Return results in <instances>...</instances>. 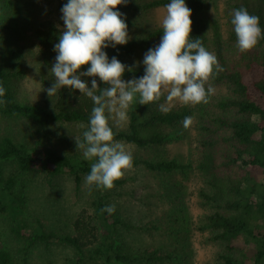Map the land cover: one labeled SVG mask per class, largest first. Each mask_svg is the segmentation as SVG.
Masks as SVG:
<instances>
[{"label":"trees","instance_id":"16d2710c","mask_svg":"<svg viewBox=\"0 0 264 264\" xmlns=\"http://www.w3.org/2000/svg\"><path fill=\"white\" fill-rule=\"evenodd\" d=\"M55 1L56 19L40 21L34 30L39 57L49 70L55 62L53 45L63 30L60 9L65 0ZM231 1L224 39L218 21L206 15L207 6L214 0H186V5L192 10L191 38H199L216 55L222 68L214 71L205 86L226 85L230 94L215 106L233 111L236 116L211 117L208 124L199 126L203 136L199 138L200 157L194 167L177 158L156 161L133 158L132 166L140 165L158 178L157 188L167 205L160 218L135 226L126 215L121 193H113L124 186V178L114 181L111 189L86 187L90 214L85 207L67 222L61 208L51 211L58 203L52 198L60 196L58 178L72 177L74 190L79 194L93 161L83 158V149L76 143L75 155L59 151L51 141L55 136L50 129L78 125L82 132L76 141L82 142L94 105L91 98L67 87L59 90L50 107L45 103L20 104L15 99L13 82L22 75L17 70L21 53L18 39L23 32L22 28H14L15 35L10 33L16 20L0 0V86L4 89L0 96V119L8 122L6 131L0 134V264H32L37 251H49L55 244L70 250L72 257L63 264H173L180 255L176 248L170 247L174 242L187 240L189 231L183 182L193 172L201 180L197 196L205 211L198 230L209 234V242L223 246L217 264H264V36L252 49L240 52L230 23L233 10L244 8L259 17L264 30V0ZM168 2L126 0L117 10L122 15L138 14L164 7ZM124 20L127 27L131 25ZM161 35L162 28H156L142 37L129 39L126 45L110 46L104 51L131 66L129 60L158 44ZM226 43L237 54L233 59H227ZM143 72V67L126 71L123 79L140 77ZM95 79L98 87L106 86L98 77ZM160 102L161 98L147 105L136 103L129 112L126 127L118 131L113 128L114 139L140 149L168 142L172 136L165 130L176 129L180 121L192 115V110L178 107L163 113L158 107ZM21 123L30 125V132L15 130ZM61 138L65 139L62 136L57 139ZM43 190L47 191L40 195ZM109 204L115 206L111 214L102 211ZM138 204L144 207L147 203L140 199ZM132 231L157 233L172 243L167 248L161 243L152 250L133 248L124 240V235L130 236ZM56 263L54 259L46 262Z\"/></svg>","mask_w":264,"mask_h":264},{"label":"clouds","instance_id":"9594fccd","mask_svg":"<svg viewBox=\"0 0 264 264\" xmlns=\"http://www.w3.org/2000/svg\"><path fill=\"white\" fill-rule=\"evenodd\" d=\"M125 2L65 0L60 9L63 30L53 45L56 55L50 71L54 82L46 91L51 96L67 87L79 90L93 102L83 141H76L83 149V158L93 161L84 177L89 187L111 189L114 181L132 167V152L114 139L113 125L128 120L127 110L133 102L147 105L159 101L166 92L165 102L158 105L163 113L169 112L176 101L186 105L207 103L214 88L206 87V82L214 71L222 70L216 55L199 38H191L192 10L186 0H169L164 6L160 41L144 53L142 61L129 66L116 55L109 57L104 49L126 45L130 39L123 15L117 10ZM230 23L240 52L252 49L264 36L259 17L244 8L233 10ZM138 63L143 64V75L124 80V73L132 72ZM95 77L106 86L98 87ZM3 94L0 86V96ZM191 123L192 117L186 116L183 126ZM102 211L111 214L115 206L105 205Z\"/></svg>","mask_w":264,"mask_h":264},{"label":"rangeland","instance_id":"374dc122","mask_svg":"<svg viewBox=\"0 0 264 264\" xmlns=\"http://www.w3.org/2000/svg\"><path fill=\"white\" fill-rule=\"evenodd\" d=\"M137 3H144L151 0H132ZM4 3L7 10L11 12L16 20L15 24H12L10 33L15 35L14 28L21 29L23 32L19 44L21 46L20 58L18 59L17 70L22 72V75L18 76L13 82V89L15 99L20 104H46L52 106L56 102V98L60 89L51 96H48L46 89L54 82V77L49 69H47L41 62L38 53V44L34 39V30L38 22L46 19H56V1L55 0H1ZM231 0H214V2L206 8V15L209 18H214L218 21L221 27L223 39L227 31V13L230 10L229 4ZM165 7H158L148 11H142L138 14L125 13L123 18L129 20L131 25L127 27L128 35L130 39L142 37L149 31L161 27V20L165 14ZM9 33V29H8ZM227 59L234 58L235 51L230 45L226 43L224 45ZM144 53H139L136 57L129 60V64L133 65L134 62L142 61ZM237 55V54H236ZM143 67L142 63L136 64L134 69ZM210 85V84H209ZM214 88V93L209 97L207 103L199 104H183L176 101L172 108L186 107L192 110V123L188 127L183 126V121L177 124L176 129L167 128L165 132H169L172 138L168 142L159 146H153L146 149H140L134 147L128 143H125L131 150L133 158L146 159V160H161L172 159L182 163H191L192 167L195 166L199 159V138L203 136L199 130V126L202 123L208 124L209 118L213 117H235L236 114L230 110L217 109L215 104L221 98L228 97L230 94L226 85H211ZM167 95L164 92L161 96V102L164 103V97ZM48 100V101H47ZM137 102H133L128 111L129 112L136 106ZM127 122L120 125H113L115 130H122L126 127ZM7 121L0 119V134L5 130ZM16 123V122H13ZM112 122H110L111 124ZM27 130L30 132V125L21 123L15 128V130ZM54 131V136L51 137L52 143L57 146L59 151H66L69 154H74L77 151L76 140L80 138L82 127L78 125L69 126H54L50 129V132ZM177 134H181L177 136ZM65 137V139H57L59 137ZM122 142V141H121ZM75 145V147H74ZM74 150V151H72ZM74 152V153H72ZM38 177V175H37ZM126 180L124 186L117 189L115 193H121V200L125 207V212L130 217L135 226H139L154 220L155 217L160 218L162 213L166 210L165 203H163L162 192L158 190L159 180L154 174L145 170L142 166H132L130 169L124 171V175L119 178ZM180 177L175 176V179ZM185 186V194L183 200L186 203L188 209V220L190 218L189 231L186 233L187 240L174 242L170 249L176 248L179 256V260L173 262V264H217V256L219 253H223V246L220 244H213L209 242V234L201 233L198 230V226L202 215L205 211L200 207L197 192L201 187V180L196 173H191L187 180L183 182ZM58 186L61 187L60 196H55L52 199L58 202L55 208L51 209L53 212L57 208H61L68 218L74 214L77 215L83 208L89 209L88 193L86 190L87 185L83 182V185L77 194L74 190L72 177L69 175H63L58 178ZM47 190H43L40 195H44ZM140 199L147 203L144 207H140L138 202ZM158 199V202H157ZM87 213H92V210H87ZM70 227V225H69ZM68 232V228H65ZM124 240L128 245L133 248H149L152 250L159 244H163L167 248L172 242H167L164 236H158L157 233L148 235L144 232L132 231L130 236L124 235ZM240 246V245H239ZM71 253L69 249L60 245H53L49 251L39 250L33 255L31 259L32 264H46L48 260L56 261V264H63L66 258H70ZM164 264H169L165 262ZM172 264V263H170Z\"/></svg>","mask_w":264,"mask_h":264}]
</instances>
